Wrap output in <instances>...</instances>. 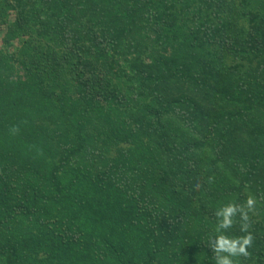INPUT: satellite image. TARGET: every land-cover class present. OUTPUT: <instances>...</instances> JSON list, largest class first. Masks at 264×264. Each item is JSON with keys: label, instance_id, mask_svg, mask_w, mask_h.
Masks as SVG:
<instances>
[{"label": "trees", "instance_id": "1", "mask_svg": "<svg viewBox=\"0 0 264 264\" xmlns=\"http://www.w3.org/2000/svg\"><path fill=\"white\" fill-rule=\"evenodd\" d=\"M249 196L264 264V0H0V264H215Z\"/></svg>", "mask_w": 264, "mask_h": 264}, {"label": "clouds", "instance_id": "2", "mask_svg": "<svg viewBox=\"0 0 264 264\" xmlns=\"http://www.w3.org/2000/svg\"><path fill=\"white\" fill-rule=\"evenodd\" d=\"M10 131L16 134L19 131V127L13 126ZM256 203V199L249 196L243 205L230 202L215 212L218 218L216 231L219 234L210 243L215 264H239L238 258L247 259L250 257L249 248L253 245L254 237L248 231L250 226L248 213L254 211ZM237 215L240 217L241 231L246 234L238 237H229L225 233L233 227Z\"/></svg>", "mask_w": 264, "mask_h": 264}]
</instances>
